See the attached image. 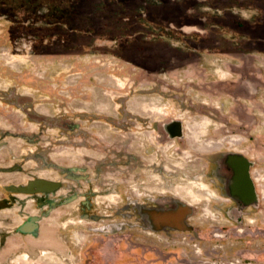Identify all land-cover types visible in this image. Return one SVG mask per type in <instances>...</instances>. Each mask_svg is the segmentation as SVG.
Here are the masks:
<instances>
[{"label":"rangeland","instance_id":"rangeland-1","mask_svg":"<svg viewBox=\"0 0 264 264\" xmlns=\"http://www.w3.org/2000/svg\"><path fill=\"white\" fill-rule=\"evenodd\" d=\"M236 9L238 0H0V199L35 174L65 178L33 156L45 152L88 168L94 182L83 189L98 190L100 216L127 196H174L193 209L191 229L167 235L117 216L114 226L81 220L75 202L62 205L55 221L74 251L62 264H264V107L238 104L235 55L225 76L212 59L236 54ZM229 147L257 161L260 206L238 231L223 226L218 191L194 177ZM17 196L0 209V264L20 262L1 256L7 236L38 211Z\"/></svg>","mask_w":264,"mask_h":264},{"label":"flooded vegetation","instance_id":"flooded-vegetation-1","mask_svg":"<svg viewBox=\"0 0 264 264\" xmlns=\"http://www.w3.org/2000/svg\"><path fill=\"white\" fill-rule=\"evenodd\" d=\"M251 151V148L248 150L236 147L220 150L208 159L206 170L203 173L194 175L196 180H208L210 185L218 191L221 201L219 205L220 218L224 222L223 226L233 225L237 231L241 230V226L245 223L247 217L257 213L260 206V197L252 174V170L257 164V161ZM33 156L42 161L43 168L55 169L65 178L50 179L60 182V187L55 192L48 194L36 192L26 195L30 201L36 204L38 211H40V214L36 213L31 215L41 217L50 213L52 209L75 202L73 205V213H76L81 220H108L111 222L103 223L102 225L114 226L116 222L112 217L117 216L120 218V225L129 226L130 228L144 229V231H146L145 228H148L150 233H163L167 235L179 232V230L173 229L172 227L154 228L153 221L149 215L151 211L156 209H172L175 206V200H178L176 197L156 194L148 195L146 198L141 199L127 196L126 198L118 200L117 203L119 205L115 207L114 214L100 216L97 212L100 202L95 200L98 196L96 194L98 190L91 187L85 190L83 189L84 181L88 184L94 182V178L88 168L64 166L60 163L52 162L45 152H36ZM238 156H241V158ZM158 169L159 171L162 170L159 167ZM38 177L46 178L35 174L29 180ZM167 180L170 183V179ZM238 183L243 184L244 187L254 186L258 198L257 205L249 202L248 198H242L238 195ZM114 189V184H108L105 187V192H110ZM13 195H16L17 202L18 194L13 192H10V195L5 199L11 200ZM51 202L54 205H51ZM44 209L46 210L43 211ZM43 212L45 214H42ZM160 240L167 241L168 239L160 237Z\"/></svg>","mask_w":264,"mask_h":264},{"label":"crops","instance_id":"crops-1","mask_svg":"<svg viewBox=\"0 0 264 264\" xmlns=\"http://www.w3.org/2000/svg\"><path fill=\"white\" fill-rule=\"evenodd\" d=\"M240 2V3H239ZM238 16L233 28L235 33L227 36L235 46L234 53L224 52L213 54L212 59L220 61L216 64L215 72L228 75L230 70L223 66L227 61H232L230 56L235 55L238 59V87L246 93L238 97V104L247 108L264 107V0H238ZM251 76V78H243ZM44 209L43 211H45ZM58 208L52 209L50 213L41 216L37 235L22 233L18 231L29 215L40 214V211H25L21 214V220L12 227L8 234L7 246L4 254L18 255L12 261H20L27 264H62L64 261L74 260L73 246L69 241L68 234L58 226L56 216ZM23 212V211H22ZM50 252V254H46ZM19 262V263H20ZM18 263V264H19Z\"/></svg>","mask_w":264,"mask_h":264},{"label":"water","instance_id":"water-1","mask_svg":"<svg viewBox=\"0 0 264 264\" xmlns=\"http://www.w3.org/2000/svg\"><path fill=\"white\" fill-rule=\"evenodd\" d=\"M238 157L241 158V156ZM5 170L11 169L5 168ZM59 187L60 182L58 181L38 177L30 179L26 183L7 185L6 189L15 194L29 195L36 192L48 194L50 192H55ZM238 195L242 198H248V201L253 202L255 205L258 204L257 193L252 185L244 187L243 184L238 183ZM175 201V206L172 209H156L149 213L150 219L153 221L154 228L161 229L165 227H172L176 230L191 229L187 223V218L193 213L192 207L180 200ZM14 202H16V195H13L11 200L0 199V209L11 207ZM51 205L54 204L51 202ZM40 219L41 217L38 215H30L21 225H19L18 231L37 235Z\"/></svg>","mask_w":264,"mask_h":264},{"label":"built area","instance_id":"built-area-1","mask_svg":"<svg viewBox=\"0 0 264 264\" xmlns=\"http://www.w3.org/2000/svg\"><path fill=\"white\" fill-rule=\"evenodd\" d=\"M47 253L50 254V252H46V254H47ZM237 263H238V261H237Z\"/></svg>","mask_w":264,"mask_h":264}]
</instances>
